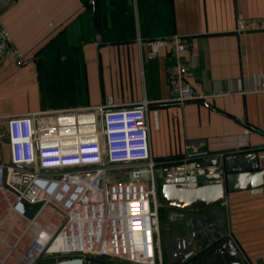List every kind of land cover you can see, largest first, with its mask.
Returning <instances> with one entry per match:
<instances>
[{"label":"crops","instance_id":"0c3cea01","mask_svg":"<svg viewBox=\"0 0 264 264\" xmlns=\"http://www.w3.org/2000/svg\"><path fill=\"white\" fill-rule=\"evenodd\" d=\"M149 4L0 0V20L11 36L0 60L1 162H9L5 117L93 108L111 97L117 107L148 102L159 175L167 166L192 167L183 161L192 139L200 141L196 157L226 153L222 168H264V0H158L153 19L159 10V20L145 27L139 13L151 12ZM159 33L185 43L181 61L194 62L189 83L202 99L171 101L173 43L151 54L142 37ZM199 212L207 226L222 225V239L244 264L264 261V186L225 192Z\"/></svg>","mask_w":264,"mask_h":264},{"label":"built area","instance_id":"2783aa9c","mask_svg":"<svg viewBox=\"0 0 264 264\" xmlns=\"http://www.w3.org/2000/svg\"><path fill=\"white\" fill-rule=\"evenodd\" d=\"M10 41L0 20V60ZM169 42L177 60L169 77L171 101L202 99L189 83L194 62L181 61L186 49L181 37L145 41L151 54ZM15 57L22 59L18 52ZM147 108L146 101L117 107L108 97L93 108L5 117L9 162L0 161V264H36L57 255L106 264H163L159 167L151 154ZM185 148L189 156L183 161H193L200 141L189 140ZM84 226L91 229L92 255L51 250L58 239Z\"/></svg>","mask_w":264,"mask_h":264},{"label":"water","instance_id":"95a60500","mask_svg":"<svg viewBox=\"0 0 264 264\" xmlns=\"http://www.w3.org/2000/svg\"><path fill=\"white\" fill-rule=\"evenodd\" d=\"M192 167L183 164L167 166L162 169L159 178V196L164 206L173 207L179 211H200L205 207L219 203L225 195L235 190L248 187L264 186V168L232 169L229 164L223 168L218 157H196L191 162ZM184 216L180 213L179 220ZM192 228V241L187 242L188 250L181 252V257L169 264H244L242 257L235 250L230 240H223L224 230L214 232V240L192 247L195 241V222L191 217L186 219ZM207 223L201 215L197 221ZM186 224V223H185ZM200 234L197 235L199 237ZM210 236V235H209ZM208 238V236L206 237ZM161 252V260H162ZM56 264H103L99 259L71 257L59 260ZM256 264H264L261 259Z\"/></svg>","mask_w":264,"mask_h":264},{"label":"rangeland","instance_id":"374dc122","mask_svg":"<svg viewBox=\"0 0 264 264\" xmlns=\"http://www.w3.org/2000/svg\"><path fill=\"white\" fill-rule=\"evenodd\" d=\"M158 203L160 204L158 210V229H159V239H160V250L162 252V263L167 264L168 261L172 259L173 253L177 250V240L178 234L176 231L180 232L181 238H188L185 232V223L186 218L191 217L193 221L196 223L197 219L201 216L198 211L189 210V211H180V213L184 216L183 219L178 220L176 218H171V212H177L175 209L165 207L158 195ZM86 243H79L75 245H71L70 248H76L78 251L82 250L80 247L85 248L88 246ZM79 255H74L73 257H78ZM67 256L65 255H57V256H47L41 258L36 264H56L59 260L65 259ZM115 264H126V262L114 260L111 261Z\"/></svg>","mask_w":264,"mask_h":264},{"label":"flooded vegetation","instance_id":"af4514ba","mask_svg":"<svg viewBox=\"0 0 264 264\" xmlns=\"http://www.w3.org/2000/svg\"><path fill=\"white\" fill-rule=\"evenodd\" d=\"M167 207V206H165ZM169 208V207H168ZM172 209H175L173 207H170ZM177 212H171V218H176L179 220L180 218V211L175 209ZM187 219V218H186ZM196 229H195V241H193L192 243V247L196 246L197 243L199 242V246H201L202 244L205 243V240H208L209 242L214 240V237H212V234L214 232H220L222 230L221 228V224H219V227L217 229H214L211 227V225H205V224H200L199 222L195 224ZM185 232L188 238H181L180 236V232L177 230L176 233L178 234V240H177V250L173 253L172 259L170 261L167 262V264H169L171 261H175L177 257H181V252L184 253V250L187 251L188 250V245L187 242L192 241V228L191 226L188 225L187 221L185 224ZM200 234L199 237H197V235ZM210 235V236H209ZM208 236V238H206ZM101 261V260H100Z\"/></svg>","mask_w":264,"mask_h":264},{"label":"bare ground","instance_id":"6f19581e","mask_svg":"<svg viewBox=\"0 0 264 264\" xmlns=\"http://www.w3.org/2000/svg\"><path fill=\"white\" fill-rule=\"evenodd\" d=\"M90 227H82L80 230H75L73 233H68L67 237H61L58 239L52 246L51 250L59 252L61 254H85V255H92L93 254V247H91V243H89L88 235L90 234ZM159 235V229H158ZM160 241V240H158ZM86 243L88 246L85 248L80 247L82 250H77L75 247L70 248L71 245H75L76 243ZM85 244V245H86Z\"/></svg>","mask_w":264,"mask_h":264},{"label":"trees","instance_id":"16d2710c","mask_svg":"<svg viewBox=\"0 0 264 264\" xmlns=\"http://www.w3.org/2000/svg\"><path fill=\"white\" fill-rule=\"evenodd\" d=\"M146 2H149L150 1V6H151V12H146V14L145 15H142V14H140L139 13V18H140V24H142L143 26H147V24H146V21L147 22H158V18H157V16H159V13H158V11H157V15H156V17L153 19V15H154V13H155V9L154 8H156L157 7V3H158V0H145ZM165 35H160V33L159 34H156V35H153V36H147V35H145V34H143L142 35V37L143 38H146L147 40L148 39H155V38H159V37H164ZM103 264H106V262H104V261H101Z\"/></svg>","mask_w":264,"mask_h":264}]
</instances>
